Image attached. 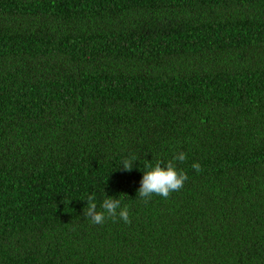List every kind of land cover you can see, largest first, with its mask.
<instances>
[{"label": "trees", "instance_id": "16d2710c", "mask_svg": "<svg viewBox=\"0 0 264 264\" xmlns=\"http://www.w3.org/2000/svg\"><path fill=\"white\" fill-rule=\"evenodd\" d=\"M0 264H264V0H0Z\"/></svg>", "mask_w": 264, "mask_h": 264}, {"label": "clouds", "instance_id": "9594fccd", "mask_svg": "<svg viewBox=\"0 0 264 264\" xmlns=\"http://www.w3.org/2000/svg\"><path fill=\"white\" fill-rule=\"evenodd\" d=\"M174 161H184L186 154L180 153L174 156ZM138 159L131 156L120 161V167L124 170L131 171L137 166ZM119 167V169H120ZM147 170L143 171L142 186L138 190L141 197H150L152 194H158L167 197L170 192L179 190L183 187L187 180L186 174L175 166L173 161L163 162L158 161L155 165H147ZM197 171L200 170V164L192 165ZM87 208L85 215L91 218L93 223H103L106 217L122 218L125 222L129 220V208L127 205H122V201L118 198H105L100 207L102 211L97 210L94 195H90L87 199Z\"/></svg>", "mask_w": 264, "mask_h": 264}]
</instances>
